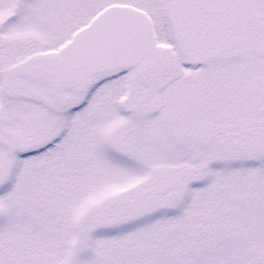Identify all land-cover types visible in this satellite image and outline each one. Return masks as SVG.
<instances>
[{"label":"snow or ice","instance_id":"snow-or-ice-1","mask_svg":"<svg viewBox=\"0 0 264 264\" xmlns=\"http://www.w3.org/2000/svg\"><path fill=\"white\" fill-rule=\"evenodd\" d=\"M0 264H264V0H0Z\"/></svg>","mask_w":264,"mask_h":264}]
</instances>
